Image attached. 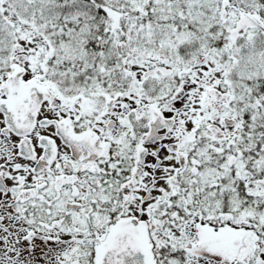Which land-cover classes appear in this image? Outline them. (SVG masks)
<instances>
[{
    "label": "snow or ice",
    "instance_id": "1",
    "mask_svg": "<svg viewBox=\"0 0 264 264\" xmlns=\"http://www.w3.org/2000/svg\"><path fill=\"white\" fill-rule=\"evenodd\" d=\"M0 264H264V0H0Z\"/></svg>",
    "mask_w": 264,
    "mask_h": 264
}]
</instances>
